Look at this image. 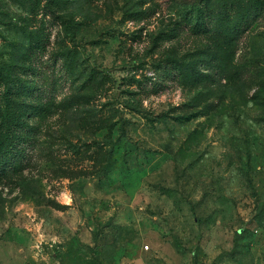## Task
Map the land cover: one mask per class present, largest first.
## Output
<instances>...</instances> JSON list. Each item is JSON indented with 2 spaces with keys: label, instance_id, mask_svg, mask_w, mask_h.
Instances as JSON below:
<instances>
[{
  "label": "rangeland",
  "instance_id": "1",
  "mask_svg": "<svg viewBox=\"0 0 264 264\" xmlns=\"http://www.w3.org/2000/svg\"><path fill=\"white\" fill-rule=\"evenodd\" d=\"M0 264H264V0H0Z\"/></svg>",
  "mask_w": 264,
  "mask_h": 264
},
{
  "label": "built area",
  "instance_id": "2",
  "mask_svg": "<svg viewBox=\"0 0 264 264\" xmlns=\"http://www.w3.org/2000/svg\"><path fill=\"white\" fill-rule=\"evenodd\" d=\"M146 249L148 250V249H149V247H146Z\"/></svg>",
  "mask_w": 264,
  "mask_h": 264
},
{
  "label": "trees",
  "instance_id": "3",
  "mask_svg": "<svg viewBox=\"0 0 264 264\" xmlns=\"http://www.w3.org/2000/svg\"><path fill=\"white\" fill-rule=\"evenodd\" d=\"M246 26H248V24Z\"/></svg>",
  "mask_w": 264,
  "mask_h": 264
}]
</instances>
